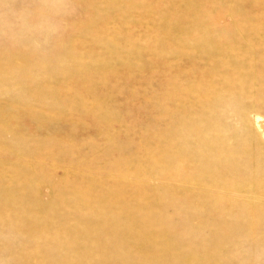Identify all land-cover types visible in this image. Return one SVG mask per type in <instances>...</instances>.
Wrapping results in <instances>:
<instances>
[{
	"label": "rangeland",
	"instance_id": "rangeland-1",
	"mask_svg": "<svg viewBox=\"0 0 264 264\" xmlns=\"http://www.w3.org/2000/svg\"><path fill=\"white\" fill-rule=\"evenodd\" d=\"M120 1L0 0V264H264V8Z\"/></svg>",
	"mask_w": 264,
	"mask_h": 264
},
{
	"label": "bare ground",
	"instance_id": "bare-ground-1",
	"mask_svg": "<svg viewBox=\"0 0 264 264\" xmlns=\"http://www.w3.org/2000/svg\"><path fill=\"white\" fill-rule=\"evenodd\" d=\"M105 1H107L111 6H113V7H116L118 4H120L121 3V1L120 0H105ZM138 1L139 0H132L131 1V3H130V5H129V11L131 12V15H137V14H134L137 10H139L140 11V9L141 8H139L140 7V4L138 3ZM140 1H143V0H140ZM173 1H175V0H173ZM173 1H172V3H173ZM203 1V2H202ZM201 2L199 1L198 2V0H189L188 2H190V4H188V6H189V8L187 9V11H188V13H190V16H194V17H196L195 18V20L196 19H199V20H203V16H206V15H208L209 13H210V7L212 6H210V4H211V1L210 0H208V1H204V0H202ZM144 2H147V0H145ZM184 2V1H183ZM239 3V8L243 11V13L245 12V10H247V9H244L243 7H244V5L246 4V3H249L250 4V6H252V7H250L249 8V10H250V13L252 12V11H254V10H252V9H259V8H264V0H240V1H238ZM165 3V0L163 1V3L162 4H164ZM177 3V2H176ZM180 2H178V4H179ZM187 3V2H186ZM214 3H215V1H214ZM214 3H213V5H214ZM146 4V3H145ZM174 4V3H173ZM156 5V4H155ZM166 5V4H165ZM184 5H186L185 4V2H184ZM192 5V6H191ZM193 5L194 6H196V8L195 7H193ZM142 6V5H141ZM160 6H161V4H160ZM168 6V5H167ZM182 6V5H181ZM180 6V7H181ZM210 6V7H209ZM143 7H146V9L148 8V9H152V7L149 5V4H147V5H144ZM162 8V7H161ZM164 8V7H163ZM216 8V7H215ZM145 9V8H144ZM143 9V10H144ZM158 9V8H157ZM163 10V9H162ZM160 11V10H159ZM187 11H185V12H187ZM212 11V10H211ZM138 12V11H137ZM143 12V11H142ZM178 12H179V10H178ZM180 12H181V9H180ZM179 12V13H180ZM176 13H177V11H176ZM175 13V14H176ZM181 14H183L184 15V13H182L181 12ZM181 14H178V15H181ZM187 14V13H186ZM211 14V13H210ZM212 14H215V12L214 11H212ZM119 15V14H118ZM118 15H116L114 18H111V19H109L108 21H101L102 23H101V29H102V31L104 32V33H106V30H105V26H106V22H113L115 19H117V17H118ZM164 15V14H163ZM139 16V15H138ZM165 16V15H164ZM167 16V15H166ZM171 16H172V13H171ZM170 16V17H171ZM174 16V15H173ZM149 17V16H148ZM168 17V16H167ZM166 17V18H167ZM175 17V16H174ZM173 17V18H174ZM184 17V16H183ZM176 18H177V16H176ZM178 18H180V16L178 17ZM177 18V19H178ZM188 18V17H187ZM191 18V17H190ZM260 18V17H259ZM192 20H193V18H191ZM191 19H190V21H191ZM217 18H214L212 21H215ZM263 19V18H262ZM170 20H172V19H170ZM181 21L183 20V18L182 19H180ZM180 20H178L177 22H179ZM140 21V20H139ZM166 21H168V20H166ZM180 21V22H181ZM157 22V21H156ZM169 22V21H168ZM185 22H187V20H185ZM117 23V22H116ZM165 23V22H164ZM167 23V22H166ZM182 23V22H181ZM200 23V22H199ZM249 23H250V21H249ZM189 23H187V25H188ZM210 24V23H209ZM255 24V23H254ZM257 24V23H256ZM107 25H110V23L109 24H107ZM151 25V24H150ZM170 25L171 24H168V25H166L167 26V29H166V27H165V25L164 26H162L161 25V27L164 29V27H165V29H164V31H169L168 33H172L171 32V29H170ZM184 26H185V23L183 24ZM182 25V26H183ZM186 25V26H187ZM250 25H251V23H250ZM113 26V25H112ZM154 28L156 29V31L155 32H161L162 31V29L160 30L159 29V26H157V23H155L154 25ZM181 26V27H182ZM190 26V25H189ZM113 28V27H112ZM118 28V27H117ZM184 28V27H183ZM190 28V27H189ZM154 30V29H153ZM117 31V30H116ZM164 31H162L163 33H164ZM176 31V30H175ZM180 32V31H179ZM179 32L177 33V34H175V37H176V35L178 36V34H179ZM114 33V32H113ZM166 34H161L160 33V35H158V38H157V40L159 41H157V43H159L160 45H167V47H168V45H170V44H168V43H175V40H176V38L174 37V35L172 36L171 34L170 35H167V32H165ZM159 34V33H158ZM185 34V33H184ZM107 35V34H106ZM188 35V34H187ZM180 36H182L181 34H180ZM179 36V37H180ZM190 36V35H189ZM151 37V36H150ZM153 37V36H152ZM157 37V35H155V38ZM224 37V36H223ZM145 38V37H144ZM153 40H150V38H149V40H148V42H147V44H148V47H146V50H151V48H150V46H151V44H153L152 46H155V45H157V43L154 41V38H152ZM218 39H219V37H218ZM224 39V38H223ZM227 39V38H226ZM229 39V38H228ZM187 40H188V38H187ZM230 40V39H229ZM239 40V39H238ZM183 43H184V41L183 40H181ZM228 41V40H227ZM227 41H222L221 40V42H220V40L218 41L216 38H215V40H212V41H210V43H211V45H210V47H209V49H211V51H204V54L206 55V57L205 58H207L208 60H210L211 61V63H212V59L214 58L215 59V57L217 56V54L219 53L220 55H222L221 53H223V52H226V53H224V54H227V52H229V48L231 47V46H233L232 44H230V43H232L233 41H229V42H227ZM237 41V40H236ZM182 42H180L181 44H182ZM234 42H235V40H234ZM233 42V43H234ZM156 43V44H155ZM236 43V42H235ZM146 44V45H147ZM198 45V44H197ZM196 45V46H197ZM182 46H184V44L182 45ZM195 46V47H196ZM239 46H240V44H239ZM161 47V46H160ZM165 47V46H164ZM167 47H165V48H167ZM195 47L194 48H192L193 50L195 49ZM197 47H199V45L197 46ZM165 48H161V50L159 51V53H164L165 52ZM201 48V47H200ZM199 48V49H200ZM153 49H155L154 47H153ZM239 49V48H238ZM197 50V49H196ZM240 50V49H239ZM244 50V49H243ZM200 51V50H199ZM234 52H236L235 51V49H234ZM151 53V52H150ZM202 53V52H201ZM239 53V52H238ZM250 53V52H249ZM153 54V53H152ZM218 54V55H219ZM236 55H237V52H236ZM158 56V55H157ZM163 56H164V54H163ZM218 57V56H217ZM226 58V57H225ZM231 59H234V58H231ZM206 60V59H205ZM221 60V59H220ZM251 60V59H250ZM219 61V60H218ZM221 62V61H220ZM111 62H110V60L108 59V58H106L105 60H101L100 61V63L98 64V67H105L107 64H110ZM215 63V62H214ZM228 63H229V60H228ZM115 64V63H114ZM225 64V63H224ZM111 65V64H110ZM226 65V64H225ZM246 65V64H245ZM109 66V65H108ZM112 66V65H111ZM208 66V65H207ZM215 66H217V65H215ZM218 67V66H217ZM225 67V66H224ZM228 67V66H227ZM242 67V66H241ZM244 67V66H243ZM242 67V68H243ZM96 68V67H95ZM219 68V67H218ZM219 69H221V68H219ZM241 69V68H240ZM218 70V69H217ZM224 70V69H223ZM239 70V69H238ZM243 70V69H242ZM80 72V71H79ZM217 72V71H216ZM224 72V71H223ZM83 73V72H82ZM92 73V72H91ZM218 73V72H217ZM211 74H212V72H211ZM207 78V77H206ZM205 78V79H206ZM209 79H207V81H208ZM209 82V81H208ZM209 85V84H208ZM211 85V84H210ZM207 86V85H206ZM206 86H204V87H201L200 88V92L202 93V98L203 97H205L206 95H207V92H208V90H209V88L208 87H206ZM196 87V86H195ZM222 88V87H221ZM197 89V88H196ZM198 90V89H197ZM91 106V105H90ZM94 109V108H93ZM197 142L199 143V148L197 147L195 150H196V152H197V154H196V158H197V160H201L202 162H208V161H210V160H208V159H212V158H215V155L216 154H218L217 152H218V150L216 149L217 147L215 146V145H213V146H211V145H208V143H210L209 142V140L207 139V137H205V140L203 139V137L201 136L200 138L198 137V139H197ZM226 160H227V162H226V164H227V167H234L235 166V160H236V158H235V156L234 155H232V156H230L229 158H226ZM104 198V197H103ZM110 198V197H109ZM106 200V199H105ZM262 214V213H261Z\"/></svg>",
	"mask_w": 264,
	"mask_h": 264
}]
</instances>
